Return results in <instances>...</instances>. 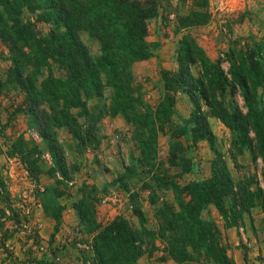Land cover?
Instances as JSON below:
<instances>
[{
    "label": "rangeland",
    "instance_id": "374dc122",
    "mask_svg": "<svg viewBox=\"0 0 264 264\" xmlns=\"http://www.w3.org/2000/svg\"><path fill=\"white\" fill-rule=\"evenodd\" d=\"M44 2L48 4L46 0L37 3ZM197 3L157 0V14L147 21L145 38L152 55L130 67L131 95L142 104L131 111L120 108L129 120L124 112L117 111L114 88L105 86L100 95L72 108L76 123L56 125L51 107L37 104L34 94L47 77V70L22 57L20 80L12 71V45L0 37V264H93V237L119 215L139 230L144 241V251L133 264H223L203 249L189 248L187 259L175 258L167 243L175 238V246L180 249L182 235L164 229L170 212L179 210V199L190 198L185 187L192 181L208 179L216 157L236 185L255 191L254 206L248 212L228 213L229 217L235 214L232 236L226 230L230 219L226 222L213 204L201 211V217L214 221L219 229V246L225 249L229 261L264 264L261 158L236 143L240 134L212 116L202 100L198 104L207 113L214 146L190 132L182 133L181 126H192L189 117L196 105L182 90L169 89L174 97V114L160 124L151 160L141 156L136 113L145 111L144 103L155 106L166 91L162 70L177 71L183 35L193 37L211 60L220 59L226 72V52L231 47L249 38L260 41L264 37V0H208L209 21L182 29L179 18L200 10ZM42 10L45 8L32 10V0H0L3 20L19 17L31 28L35 20L39 35L46 36L54 24L37 20ZM78 34L88 53L98 56V41L85 30ZM17 45L23 56L31 54L27 45ZM49 61L55 77L67 76L58 61ZM199 69L198 63L191 65L194 76ZM102 80L107 82L104 74ZM224 101L229 109L238 107L247 114L239 89L233 94L227 89ZM116 116L123 120L122 126H111ZM224 201L227 209L234 207L231 196ZM239 201L237 197L236 204ZM103 203L110 204L115 212L103 211ZM167 205L172 210L166 209Z\"/></svg>",
    "mask_w": 264,
    "mask_h": 264
},
{
    "label": "trees",
    "instance_id": "16d2710c",
    "mask_svg": "<svg viewBox=\"0 0 264 264\" xmlns=\"http://www.w3.org/2000/svg\"><path fill=\"white\" fill-rule=\"evenodd\" d=\"M38 1L32 0V10L43 7L45 10L37 15V20L54 24L48 35H39L35 20L31 28V24H23L19 17L11 20L0 17V37L12 45V71L20 80L22 57L25 60L28 57L32 64L47 70V77L34 94L37 104L51 107L55 124L69 126L76 123L72 108L83 106L86 99L100 95L105 86L115 90L117 111L125 113L120 108L131 111L136 105H141L140 100L131 95L128 85L130 67L134 62L152 55L151 46L145 38L147 21L157 14V0H46L47 5ZM197 6L201 9L179 18L182 29L209 21L208 0H198ZM79 30L87 31L98 41V56L90 55L85 49ZM17 44L30 47L31 54L24 53L23 56L22 51L17 50ZM226 56L229 62L227 72L222 68L220 59L211 60L193 37L183 35L178 46L177 71L162 70L166 91L155 106L144 103L145 111L136 113V135L140 138L142 159L151 160L160 124L174 114V97L169 93L170 89L187 93L196 105L189 117L192 126H181L183 134L190 132L193 137L205 139L214 146L215 136L209 127L207 113L198 104V100H202L212 116L232 132L240 134L241 139L236 143L248 147L254 157H260L264 167V37L260 41L249 38L242 45L236 43ZM50 59L58 61L64 68L67 72L65 78L55 77ZM194 63L200 67L198 76L191 71ZM102 74L106 76V83H103ZM34 78L32 74V89ZM236 88L248 108L245 115L238 107L229 109L225 104V91L229 89L233 94ZM123 96H126L125 100ZM125 114L129 120L130 116L127 112ZM211 171L208 179L188 183L185 189L190 198L187 201L179 199V210L170 212L171 217L166 219L164 229L180 232L182 239L179 240L180 249L175 246V238L168 241L167 247L170 255L175 258L180 256V260L187 259L190 248L203 249L223 264H234L227 259L225 249L219 246V229L213 220L203 219L201 211L213 204L226 222L230 219L226 227L235 226V214L230 218L228 213L248 212L254 206L255 191L236 185L219 157L213 159ZM227 196L234 200V207L229 209L224 201ZM237 197L239 205L236 204ZM261 207L264 210V200ZM165 208L171 209L170 205ZM143 243L139 230L119 215L93 237V264H133L144 251ZM175 252L180 254L175 255Z\"/></svg>",
    "mask_w": 264,
    "mask_h": 264
},
{
    "label": "crops",
    "instance_id": "0c3cea01",
    "mask_svg": "<svg viewBox=\"0 0 264 264\" xmlns=\"http://www.w3.org/2000/svg\"><path fill=\"white\" fill-rule=\"evenodd\" d=\"M142 64H147V62H144ZM110 123H111V126H117V125L122 126L123 120L121 119L120 116H116L115 119H113ZM101 208L103 211H105V212L108 211L110 214L115 212V209H113V207L110 204L103 203ZM226 230H227L228 234L232 236L233 232H235V230H236V227L235 226L227 227Z\"/></svg>",
    "mask_w": 264,
    "mask_h": 264
}]
</instances>
